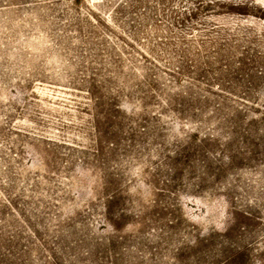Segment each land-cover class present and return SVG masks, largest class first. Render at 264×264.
<instances>
[{
	"label": "rangeland",
	"instance_id": "1",
	"mask_svg": "<svg viewBox=\"0 0 264 264\" xmlns=\"http://www.w3.org/2000/svg\"><path fill=\"white\" fill-rule=\"evenodd\" d=\"M0 264H264V0H0Z\"/></svg>",
	"mask_w": 264,
	"mask_h": 264
}]
</instances>
